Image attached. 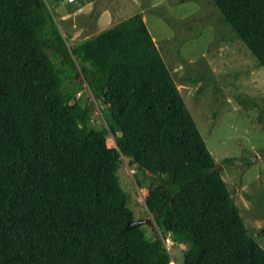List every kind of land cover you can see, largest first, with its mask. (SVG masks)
<instances>
[{
  "label": "trees",
  "instance_id": "trees-1",
  "mask_svg": "<svg viewBox=\"0 0 264 264\" xmlns=\"http://www.w3.org/2000/svg\"><path fill=\"white\" fill-rule=\"evenodd\" d=\"M45 1L0 0V264H170L168 239L181 264H264L142 16L68 47ZM208 1L264 69V0ZM120 156L150 236L124 231Z\"/></svg>",
  "mask_w": 264,
  "mask_h": 264
},
{
  "label": "rangeland",
  "instance_id": "rangeland-1",
  "mask_svg": "<svg viewBox=\"0 0 264 264\" xmlns=\"http://www.w3.org/2000/svg\"><path fill=\"white\" fill-rule=\"evenodd\" d=\"M45 2L56 25L68 30L69 39L62 31L68 47L134 14L142 16L243 225L264 250V69L222 23L209 1L82 0L84 4L78 9V2ZM49 55L58 64L51 51ZM75 80L79 83V74ZM65 85L75 86L68 82ZM81 87L76 98L88 97L93 103L91 126H105L107 110L92 100L85 83ZM106 144L114 147L112 135ZM117 174L134 220L152 221L144 204L149 182L141 179L142 187H138L135 170L123 156ZM143 227L150 236L154 227ZM165 247L170 264H181L185 246L168 239Z\"/></svg>",
  "mask_w": 264,
  "mask_h": 264
},
{
  "label": "water",
  "instance_id": "water-1",
  "mask_svg": "<svg viewBox=\"0 0 264 264\" xmlns=\"http://www.w3.org/2000/svg\"><path fill=\"white\" fill-rule=\"evenodd\" d=\"M145 224H147L149 226H153V221H151V220H134V221L127 222V224L124 228V231L130 230L132 228L139 227V226L145 225Z\"/></svg>",
  "mask_w": 264,
  "mask_h": 264
},
{
  "label": "crops",
  "instance_id": "crops-1",
  "mask_svg": "<svg viewBox=\"0 0 264 264\" xmlns=\"http://www.w3.org/2000/svg\"><path fill=\"white\" fill-rule=\"evenodd\" d=\"M82 0H79V1H77L78 2V6L76 7V9H78V8H80V7H82L83 6V2H81Z\"/></svg>",
  "mask_w": 264,
  "mask_h": 264
},
{
  "label": "built area",
  "instance_id": "built-area-1",
  "mask_svg": "<svg viewBox=\"0 0 264 264\" xmlns=\"http://www.w3.org/2000/svg\"><path fill=\"white\" fill-rule=\"evenodd\" d=\"M78 0H66V2L68 3V4H74V3H76Z\"/></svg>",
  "mask_w": 264,
  "mask_h": 264
},
{
  "label": "clouds",
  "instance_id": "clouds-1",
  "mask_svg": "<svg viewBox=\"0 0 264 264\" xmlns=\"http://www.w3.org/2000/svg\"><path fill=\"white\" fill-rule=\"evenodd\" d=\"M79 1V0H78Z\"/></svg>",
  "mask_w": 264,
  "mask_h": 264
}]
</instances>
